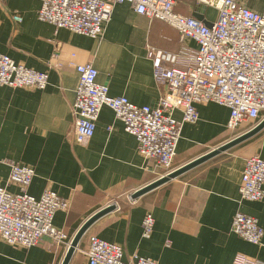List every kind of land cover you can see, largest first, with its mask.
<instances>
[{"label": "crops", "instance_id": "obj_1", "mask_svg": "<svg viewBox=\"0 0 264 264\" xmlns=\"http://www.w3.org/2000/svg\"><path fill=\"white\" fill-rule=\"evenodd\" d=\"M42 0H5L0 3V54L17 65L48 75L43 90L0 86V187L17 193L8 181V163L31 167L34 176L27 194L38 199L45 189L69 202L57 211L54 228L69 241L56 245L43 238L29 249L0 241V264H61L71 239L91 215L113 205L80 239L68 264H88V237L121 246L123 260L148 258L159 264H232L242 254L264 262V200L239 197L245 159L264 160V128L252 138L185 171L149 191L131 205L125 199L159 179L164 173L153 160L136 151V140L123 130L113 112L103 107L94 135L75 142L72 105L78 82L76 65L91 64L96 82L108 87L111 97H125L134 106L155 108L166 93L153 78L146 47L177 52L178 32L160 20L136 14L129 4L113 7L99 39L72 34L39 21ZM174 12L199 17L210 25L216 9L197 0H173ZM260 13L264 0H239ZM12 15L21 18L19 23ZM195 49L193 41L185 43ZM198 121L185 124L176 147L173 170L245 133L259 121L244 123L231 133L228 109L214 103L195 105ZM176 120L181 118L174 112ZM236 212L257 219L263 230L261 245L241 239L231 230ZM146 213L154 219L149 238L142 237Z\"/></svg>", "mask_w": 264, "mask_h": 264}, {"label": "built area", "instance_id": "obj_2", "mask_svg": "<svg viewBox=\"0 0 264 264\" xmlns=\"http://www.w3.org/2000/svg\"><path fill=\"white\" fill-rule=\"evenodd\" d=\"M5 0H0L4 2ZM127 3L132 10L148 20H160L179 35L177 52L146 47L153 78L163 84L166 93L155 108L137 107L125 97H111L106 85L96 82L97 71L91 64L76 65L78 82L72 105L75 142L84 144L94 135L95 123L103 107L109 108L123 130L136 140L140 157L153 160L163 176L173 171L176 147L185 124L198 121L195 105L214 103L228 109L226 127L235 133L241 125L261 121L264 117V7L258 13L244 7L239 0H197L217 11L210 25L174 12L173 0H42L37 19L65 29L72 34L92 39L101 38L113 7ZM19 23L21 18L12 15ZM193 41L192 49L185 43ZM48 83L46 73L17 65L0 54V86L43 90ZM181 118L176 120L174 112ZM8 181L19 189L10 193L0 187V241L29 249L48 238L56 245H66L68 236L53 227L57 211L69 210V202L45 189L38 199L27 194L34 176L31 167L8 163ZM239 197L242 201L264 200V160L258 155L245 159L241 173ZM129 204L136 200L125 196ZM154 219L146 213L142 220V237L149 238ZM231 230L249 244L259 246L263 230L257 219L236 212ZM88 264H159L148 258L123 260L121 246L88 237ZM232 264H264L242 254Z\"/></svg>", "mask_w": 264, "mask_h": 264}, {"label": "water", "instance_id": "obj_3", "mask_svg": "<svg viewBox=\"0 0 264 264\" xmlns=\"http://www.w3.org/2000/svg\"><path fill=\"white\" fill-rule=\"evenodd\" d=\"M196 19L200 20L199 17H196ZM263 128H264V117L253 128L249 129L245 133L233 138L232 140L224 143L223 145H220L216 149H213L212 151H210V152L202 155L201 157L187 163L186 165L171 171L167 175L160 177L156 181L150 183L149 185H146L145 187H143V188L139 189L138 191L134 192L133 194H131V198L136 200L137 198L141 197L142 195L148 193L149 191L154 190V189L158 188L159 186L169 182L170 180L175 179L176 177H178L179 175H181L185 171H187V170L207 161L208 159H210V158H212V157H214V156H216L222 152H225V151L233 148L234 146H237L240 143L252 138L256 134H258ZM113 209H114L113 205H107L105 208L97 211L96 213L91 215L88 219H86V221L80 226V228L77 230V232L75 233V235L71 239L70 244L68 246V249L66 251V254H65L61 264H68L69 263L80 239L86 233L88 228L95 221H97L100 217L111 212Z\"/></svg>", "mask_w": 264, "mask_h": 264}]
</instances>
